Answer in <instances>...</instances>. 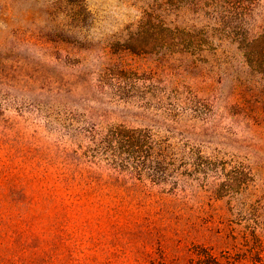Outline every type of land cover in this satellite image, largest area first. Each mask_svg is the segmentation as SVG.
Here are the masks:
<instances>
[{
  "label": "rangeland",
  "instance_id": "374dc122",
  "mask_svg": "<svg viewBox=\"0 0 264 264\" xmlns=\"http://www.w3.org/2000/svg\"><path fill=\"white\" fill-rule=\"evenodd\" d=\"M0 264H264V0H0Z\"/></svg>",
  "mask_w": 264,
  "mask_h": 264
},
{
  "label": "trees",
  "instance_id": "16d2710c",
  "mask_svg": "<svg viewBox=\"0 0 264 264\" xmlns=\"http://www.w3.org/2000/svg\"><path fill=\"white\" fill-rule=\"evenodd\" d=\"M263 54V51L259 52V56H261ZM150 139V137L148 136L147 138H143L141 140L140 137L134 135V133L132 131H127L125 130V127H119L118 128V132L117 135H115L114 137H112V139H110V142L112 141H119L120 145L122 146L123 149H129L126 150L127 152L124 153H128L129 155H136L138 153V155H142V151H137V148H143L145 146H147V141ZM67 182H70L69 179H66Z\"/></svg>",
  "mask_w": 264,
  "mask_h": 264
}]
</instances>
